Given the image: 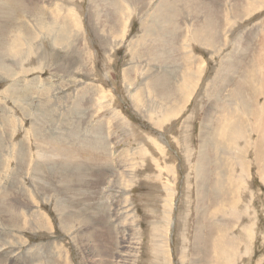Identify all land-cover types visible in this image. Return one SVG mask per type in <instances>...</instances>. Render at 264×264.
I'll return each instance as SVG.
<instances>
[{"label":"rangeland","instance_id":"rangeland-1","mask_svg":"<svg viewBox=\"0 0 264 264\" xmlns=\"http://www.w3.org/2000/svg\"><path fill=\"white\" fill-rule=\"evenodd\" d=\"M169 1L0 0V264H264V0Z\"/></svg>","mask_w":264,"mask_h":264},{"label":"bare ground","instance_id":"bare-ground-1","mask_svg":"<svg viewBox=\"0 0 264 264\" xmlns=\"http://www.w3.org/2000/svg\"><path fill=\"white\" fill-rule=\"evenodd\" d=\"M3 1V0H2ZM22 1V0H21ZM169 1V0H168ZM19 2V1H18ZM39 2V1H38ZM2 3H4V2H2ZM1 3V4H2ZM169 5H171V2L169 1ZM1 7V6H0ZM12 7V6H11ZM169 7V6H168ZM2 8V7H1ZM17 8V7H16ZM3 10V9H2ZM15 11V10H14ZM33 11V10H32ZM3 12V11H2ZM44 13V12H43ZM7 16V15H6ZM8 17V16H7ZM20 18V17H19ZM34 18V17H33ZM26 19V18H25ZM40 20V19H39ZM49 20V19H48ZM51 20V19H50ZM35 21V20H34ZM54 21V20H53ZM212 21V20H211ZM210 20H209V22L208 23H210L211 22ZM55 22V21H54ZM37 23H38V21H37ZM47 23V22H46ZM48 23H51L52 24V22H48ZM40 24H42V22H40ZM50 24V25H51ZM45 25V24H44ZM46 25H49V24H46ZM53 25V24H52ZM177 26V25H176ZM40 27V26H39ZM44 27V26H43ZM178 27V26H177ZM208 27H210V28H208L209 29V31H211L212 29H214L215 28V26H211V25H208ZM47 31H49L50 29H53V32L54 31H56L55 30V28H52V26H46V28H45ZM64 29V28H63ZM39 30V29H38ZM41 30V29H40ZM67 31V30H66ZM208 31V32H209ZM59 32V31H58ZM150 33V32H149ZM195 33H200V32H195ZM202 33V32H201ZM210 33V32H209ZM51 34V33H50ZM48 35V34H47ZM204 35H206V37H207V39H209L210 40V34H203V37H204ZM61 36V35H60ZM55 37H56V32L54 33V39H55ZM157 37H159V35L157 36ZM215 37V36H214ZM214 37L212 38V39H214ZM59 38V37H58ZM168 38V37H167ZM206 39V40H207ZM59 40V39H58ZM154 40V39H153ZM34 41V40H33ZM32 41V42H33ZM36 41V40H35ZM63 41V40H62ZM152 41V40H151ZM202 41V40H201ZM31 42V41H30ZM67 43V42H66ZM154 43V42H153ZM165 43V42H164ZM158 44V43H157ZM208 44V43H207ZM169 45H170V43H169ZM10 46V45H9ZM158 46V45H157ZM155 48V47H154ZM157 48V47H156ZM155 48V49H156ZM153 50V49H152ZM76 51V50H75ZM163 51H165V50H163ZM160 52V51H159ZM14 53H17V49L15 48V50H14V52H13V54ZM164 53H166V52H164ZM17 56H18V54H16ZM157 55V54H156ZM16 56V57H17ZM154 56V55H153ZM168 56V55H167ZM138 58V57H137ZM4 60V59H3ZM173 61V60H172ZM39 62V61H38ZM176 62V61H175ZM46 63V62H45ZM58 65V64H57ZM172 65V64H171ZM231 65V64H230ZM0 67H3V71H2V73L3 72H6V69L7 68H5L3 65L1 66L0 65ZM15 67V66H14ZM168 67V66H167ZM175 67V66H174ZM9 68V67H8ZM170 69V68H169ZM176 69V68H175ZM9 70V69H8ZM248 70V69H247ZM9 71H11V70H9ZM167 71V70H166ZM165 70H164V72H166ZM171 72V71H170ZM177 72V71H176ZM176 72H175V74H176ZM12 72H10V74H11ZM174 73V72H173ZM8 74V73H7ZM14 74V73H13ZM164 74V73H163ZM166 74V73H165ZM170 74V73H169ZM178 74H179V72H178ZM12 75V74H11ZM10 75V76H11ZM15 75V74H14ZM13 76V75H12ZM175 76V75H174ZM169 77V76H168ZM172 77V76H171ZM11 78H15V77H11ZM10 78V79H11ZM166 79H167V75H165V76H160V77H158V78H156V80H155V82H152L151 83V85H150V88L151 89H154V90H156V89H158V91H161V92H163L165 89H166V87L168 86V85H170L169 84V82H167L166 81ZM170 79V78H169ZM20 80V79H19ZM184 80V82L185 81H187L186 79H184V77H182V81ZM37 81V80H36ZM173 81V80H172ZM18 82V81H17ZM16 82V83H17ZM20 82V81H19ZM171 82V81H170ZM184 82H182V83H184ZM15 84V83H14ZM13 84V85H14ZM29 84H30V82H29ZM172 84V83H171ZM239 84V83H238ZM16 85H19V84H16ZM39 85V84H38ZM182 85V84H181ZM22 85H20V87L18 88V90L19 89H21V90H23L22 88ZM54 88V87H53ZM13 90H14V88H12ZM45 89V88H44ZM28 90V89H27ZM239 90V89H238ZM50 91V90H49ZM48 91V92H49ZM157 91V90H156ZM177 94H179V95H181V94H183V96H185L186 95V93H187V91L184 89V86H179V88L177 89ZM27 92L28 91H24L23 90V96L24 95H27ZM53 92H55V91H53ZM161 92H160V94H161ZM30 93V92H29ZM156 93V92H155ZM154 93V94H155ZM164 93V92H163ZM165 94V93H164ZM14 95H16L17 96V98H18V100H19V103L20 102H23L24 101V97L22 96L21 97V95L20 94H18L17 92L16 93H14L12 96H14ZM44 95H45V93H44ZM48 95V94H47ZM157 95H159V94H157ZM163 95V94H162ZM167 96V95H166ZM182 96V97H183ZM20 97V98H19ZM27 97V96H26ZM177 97V96H176ZM230 97V96H229ZM165 98H167V97H165ZM169 98V97H168ZM180 99V98H179ZM67 100V99H66ZM139 100V99H138ZM159 100V99H158ZM183 100H184V97H183ZM158 102V101H157ZM163 102V101H162ZM161 102V103H162ZM165 102V101H164ZM169 102V101H168ZM23 103H25V102H23ZM21 104V103H20ZM164 104V103H163ZM166 104V103H165ZM180 104V103H179ZM87 105V104H86ZM155 105V104H154ZM160 105V104H159ZM175 105V108L177 107L176 105H178L177 103H172V106H174ZM164 106H166V105H164ZM154 108V109H158V111H157V113L159 112V108L158 107H155V106H153V105H151V104H147V103H144V107H142V108ZM146 108V109H147ZM80 109V108H79ZM172 109H173V107H172ZM160 110H161V108H160ZM167 110V109H166ZM29 112V111H28ZM167 112H168V110H167ZM172 112L174 113V111L172 110ZM160 113V112H159ZM163 114H164V118H167V117H169V114L168 113H166L164 110H163V112H162ZM145 115H146V113H145ZM158 115V114H157ZM160 115V114H159ZM235 115V114H234ZM234 115H232V116H234ZM264 115V114H263ZM223 116V115H222ZM229 117H230V114H229ZM208 121V120H207ZM164 124V123H163ZM221 125V124H220ZM102 129V128H101ZM205 130V129H204ZM203 131V130H202ZM215 134H217V133H215ZM214 134V135H215ZM204 135H206V134H204ZM218 135H220V133L218 134ZM217 136V135H216ZM94 137V136H93ZM100 137V136H99ZM206 137V136H205ZM211 137H214V138H217V137H215V136H211ZM97 139V138H96ZM205 139V138H204ZM218 139H219V137H218ZM95 140V139H94ZM102 140V139H101ZM100 140V141H101ZM216 140V139H215ZM218 141V140H217ZM216 141V143H219V141L217 142ZM44 143V142H43ZM102 143V142H101ZM215 143V142H214ZM97 143H95V145H96ZM98 146V145H97ZM215 147H217L218 148V146H217V144L215 145ZM213 149H214V147H213ZM217 150V149H216ZM75 153V152H74ZM215 153V152H214ZM93 155V154H92ZM88 158V157H87ZM90 159V158H89ZM218 160V159H217ZM220 160V159H219ZM201 162V161H200ZM225 162V161H224ZM221 164H219V166H220ZM97 166V165H96ZM222 166H224V165H221V167ZM206 167H207V165L206 164H204V160H202V162L198 165V167H197V172H198V176L196 177L197 178V183H198V185L197 186H199V190L202 192V190H203V188H204V184H203V182H205V177H206V174L208 173H206V171L208 170V169H206ZM218 167V166H217ZM221 169V168H220ZM51 172V171H50ZM219 173V172H218ZM217 173V174H218ZM228 173V172H227ZM83 174V173H82ZM208 175V174H207ZM218 176H219V174H218ZM209 177V176H208ZM220 179V178H219ZM217 180H218V178H217ZM217 182V181H216ZM44 186V185H43ZM34 187V186H33ZM219 187V184L216 186V190H215V193H216V191H217V188ZM32 189V188H31ZM215 189V188H214ZM40 190V189H39ZM226 190V189H225ZM69 191V190H68ZM83 191V190H82ZM204 192V191H203ZM218 192H220V190L218 191ZM35 193V192H34ZM37 193V192H36ZM41 194V193H40ZM199 198H200V201H202V193H200L199 195ZM218 196V195H217ZM68 197V196H67ZM199 200V199H198ZM70 206V205H69ZM199 206V205H198ZM18 207V206H17ZM64 209V208H63ZM150 210V209H149ZM204 212V211H203ZM67 217H69V216H67ZM66 220V219H65ZM70 220V219H69ZM95 220V219H94ZM90 221V220H89ZM93 221V220H92ZM100 223V222H99ZM263 234V233H262ZM199 239V238H198ZM218 246V243H217V241L214 243V247H217ZM200 247V246H199ZM201 248V247H200ZM212 245H211V250H212ZM221 248V247H220ZM210 253H211V256H212V258H211V260H209L210 262H211V264H215V262H217V256H215V252H211L210 251ZM223 253V252H222ZM226 253V252H225ZM224 253V254H225ZM220 264V263H219Z\"/></svg>","mask_w":264,"mask_h":264}]
</instances>
